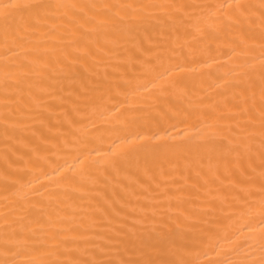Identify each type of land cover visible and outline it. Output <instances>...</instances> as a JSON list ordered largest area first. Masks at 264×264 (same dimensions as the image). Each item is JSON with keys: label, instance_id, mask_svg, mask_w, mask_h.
<instances>
[{"label": "bare ground", "instance_id": "1", "mask_svg": "<svg viewBox=\"0 0 264 264\" xmlns=\"http://www.w3.org/2000/svg\"><path fill=\"white\" fill-rule=\"evenodd\" d=\"M0 264H264V0H0Z\"/></svg>", "mask_w": 264, "mask_h": 264}]
</instances>
